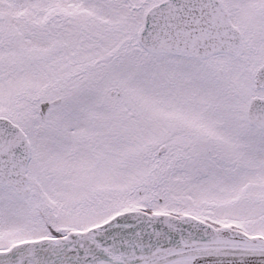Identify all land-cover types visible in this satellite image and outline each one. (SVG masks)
I'll list each match as a JSON object with an SVG mask.
<instances>
[{
    "label": "snow or ice",
    "instance_id": "6c2138e0",
    "mask_svg": "<svg viewBox=\"0 0 264 264\" xmlns=\"http://www.w3.org/2000/svg\"><path fill=\"white\" fill-rule=\"evenodd\" d=\"M0 264H264V0H0Z\"/></svg>",
    "mask_w": 264,
    "mask_h": 264
}]
</instances>
